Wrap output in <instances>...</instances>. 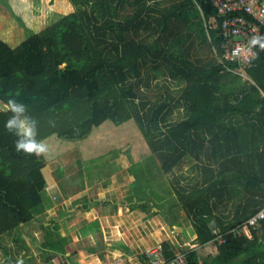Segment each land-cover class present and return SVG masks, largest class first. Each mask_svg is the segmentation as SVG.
<instances>
[{
    "label": "trees",
    "instance_id": "trees-1",
    "mask_svg": "<svg viewBox=\"0 0 264 264\" xmlns=\"http://www.w3.org/2000/svg\"><path fill=\"white\" fill-rule=\"evenodd\" d=\"M135 2L130 12L131 0H96L91 11L71 12L16 47L0 38V236L34 218L43 203V168L74 149L83 161H92L126 148L134 164L160 152L167 171L189 153L205 152L219 169L203 165L210 172L205 184L177 188L196 219L197 246L187 247L189 264H264V220L256 227L246 224L244 235L230 231L264 205V50L245 68L247 83L221 82L222 73L238 63L219 60L221 17L210 0L165 7ZM96 10L107 16L102 23ZM193 17L199 40L217 49L213 57L192 58L198 47L188 30ZM212 17L215 26L209 24ZM144 32L155 35L154 41ZM160 59L185 81L179 100L187 115L177 120L170 118L166 100L150 106L139 87L151 78L150 62ZM13 96L38 120L37 135L48 152L15 150V137L3 128L10 115L4 106ZM204 132L210 133L207 145ZM227 194L237 201L228 214L221 209ZM212 221L227 232L224 243L215 239ZM53 224L58 223L43 227ZM67 241L63 237L51 246L67 256ZM163 244L173 256L170 243Z\"/></svg>",
    "mask_w": 264,
    "mask_h": 264
},
{
    "label": "rangeland",
    "instance_id": "rangeland-1",
    "mask_svg": "<svg viewBox=\"0 0 264 264\" xmlns=\"http://www.w3.org/2000/svg\"><path fill=\"white\" fill-rule=\"evenodd\" d=\"M131 1L133 5L130 6L129 11L133 12L138 3L135 0ZM180 1L147 0L149 4L160 2V7ZM95 5L96 0H0V29L6 30L9 27L11 29L9 30V42L13 39L12 44H19L30 34L46 28L65 15L84 8L91 11ZM96 15L100 23L107 17L100 10H96ZM197 24L198 17H193L188 25V30L194 32L198 43L192 58L195 56L213 57L215 52H212L208 44L199 40L197 36ZM209 24L215 26L213 17ZM143 34L148 36L146 32ZM155 37V35H151L147 38L153 42ZM164 43L166 42L162 44ZM157 65L159 69L154 67ZM149 66L151 78L149 82L144 79L139 86L149 99V105L159 104L166 100L167 107L172 106L170 118L177 120L185 117L187 115L185 103L179 100L185 81L172 76L169 70L172 64L164 59H160L158 62L151 61ZM156 70H158L157 75H154ZM235 75L241 77L238 78ZM248 80L251 79L244 70L240 72L227 70L221 76V82H230L228 84L241 85L243 82L247 83ZM136 103H140L139 98H136ZM149 107L147 106L146 109ZM202 135L205 136L204 142L207 145L210 133L204 132ZM208 161L205 152L201 153L200 157L189 153L172 171H167L160 152H155L141 164H134L129 153L125 150L115 151L92 161H83L79 150L74 149L43 168L47 188L45 186L42 191L44 199L35 214L36 219L21 224L14 231L0 236V264H75L80 260L86 262L82 259V255L86 256L84 251L91 246V241L100 243L102 239L105 242L106 240L127 242L124 239L120 240L118 236L115 239V231L106 226L109 220L101 219V221L97 218L96 211L108 215L114 209H120L122 202H130L129 198L136 191L134 190V193L132 191L134 184L139 186L136 191L137 195L146 200L154 199L156 206L164 210V216L154 215L152 206L147 204L146 215L151 219H156L155 222H158L159 225V227L156 226L159 229L152 231V235L158 234L159 242H173L178 249L195 247L197 246L195 243L197 237L196 219L179 200L177 188L183 186L192 189L197 184H205L206 176H209L210 172L204 171L203 165L213 167L215 171L220 167L218 162ZM232 185L236 186V193L242 190L239 189L238 184L233 183L230 186ZM94 198L99 199L95 200ZM93 201L94 203H92ZM83 202H86L84 206L88 211L80 214ZM236 203V198L227 194L224 202L221 203V209H224L226 214L233 213ZM67 209L72 210V215L65 217ZM123 211H126L125 208ZM133 213L129 211L126 216H132L135 220L137 216ZM55 219L58 224H53L50 228L43 227L45 222ZM159 221H162L163 225H160ZM214 224L212 221L211 225ZM102 225H105L106 228L103 227V229ZM150 226L152 227V225ZM122 234L126 236L124 232ZM63 237H67L68 240L69 254L67 256L56 253L51 246ZM104 253L98 252L93 256L102 257ZM126 253L128 256L129 252ZM135 255L136 257H133L137 259L139 256ZM97 260L95 258L91 264Z\"/></svg>",
    "mask_w": 264,
    "mask_h": 264
},
{
    "label": "built area",
    "instance_id": "built-area-1",
    "mask_svg": "<svg viewBox=\"0 0 264 264\" xmlns=\"http://www.w3.org/2000/svg\"><path fill=\"white\" fill-rule=\"evenodd\" d=\"M217 8L221 17L220 34L221 52L219 60L238 63L234 71H246V67L258 54L260 49L254 47L251 52L245 51L246 42L253 35L264 33V0H210ZM214 18V17H213ZM215 21V18H214ZM217 53V49L214 48ZM260 220H264V205L250 216L244 223L231 228L230 231L237 235L246 234V224L256 227ZM215 223V222H214ZM215 239L219 243L226 241V233L216 224L211 225ZM164 242V241H163ZM163 242H158L148 247L139 254L137 259L127 256L126 252L106 251L94 264H189L188 249H178L172 242L173 256H168Z\"/></svg>",
    "mask_w": 264,
    "mask_h": 264
},
{
    "label": "crops",
    "instance_id": "crops-1",
    "mask_svg": "<svg viewBox=\"0 0 264 264\" xmlns=\"http://www.w3.org/2000/svg\"><path fill=\"white\" fill-rule=\"evenodd\" d=\"M9 30H11V29H9V27L6 30L0 29V38L5 40L11 46L16 47L17 45H19L22 41H24L26 39V38L23 39L19 44H12L11 42H13V39L11 40V42H9L10 41L9 40L10 39L9 38V35H10ZM1 34H2V36H1ZM47 165H49V163ZM43 172H44V170H43ZM138 187L139 186L136 185V184L132 185L133 193H134V190L137 191L139 189ZM46 188H47V186H46ZM136 191L133 194V196L129 198L130 202H128V203L127 202H122L121 203L122 207L120 209H114L113 208L114 209L113 212L109 213L111 216H108L109 214L106 215V214L100 213L99 211H96L97 218H99L100 220L101 219H104V220L108 219L109 220V223L106 226L108 228H110L111 230L113 229L115 231L114 232L115 236H116L115 239H117V236H118L120 238V240L124 239L127 242H125L123 240H121V242L120 241L119 242H112V241L109 242L108 240H106V242H105V240H102V239H101L100 243L97 242V241H91L92 244H91V246H89L87 248L88 250L83 249V250H85L84 252H85L86 256L84 257V255H82L83 256L82 259L84 261H86V262H82L80 260L78 262L76 261L75 264H91V262L94 261L95 258H96L93 255H97L98 252L102 254V253H104L106 251L117 252V253H119V252H129V254L132 255V258H134L133 256L136 257L135 254H137V255L141 254L144 248L146 249V248L150 247L151 244L154 245V244H157L159 242L158 241V239H159L158 238L159 237L158 234L152 235V233H153L152 231H156L157 228L159 227L158 222H155L156 219H154V218L151 219L149 216L146 215L147 214L146 213V211H147L146 208H147L148 205L152 206L153 214L154 215H160V217L164 216V214H165L164 210L161 207L156 206L154 199L150 200L148 205L144 207L141 203L143 201H145L146 199H143L141 196L137 195ZM42 196H43V199H44L43 192H42ZM94 199L96 200V199H99V198H94ZM83 203H81L83 205H82V211L81 210L79 211L80 214L81 213L84 214V211H88V209L84 206L86 202H83ZM92 203H94V201ZM123 207L126 210L125 212L123 211V209H124ZM71 211H72L71 209L70 210L67 209L65 217L71 216L72 215ZM89 211H90V209H89ZM129 211L134 212L133 215L137 216V217H135L136 218L135 220H133L134 217H132V216H126V215H128L127 213H129ZM135 212H136V214H135ZM90 213H92V212H90ZM90 213H88V214H90ZM35 214H34V218L32 220L36 219L35 218L36 217ZM157 220H159V219L157 218ZM56 222H57V220H56ZM159 222H160L159 223L160 225H163L162 221H159ZM50 223H51V221L50 222H45L44 224L48 226ZM153 224L155 225V227H154ZM150 225H152V227ZM157 225H158V227L156 228ZM164 225H166V224H164ZM147 226H148V228H147ZM103 227H105V225L104 226L102 225V228ZM151 229H153V230H151ZM123 232H124V234L126 236H123V234H122ZM103 249H104V251H102ZM105 249H106V251H105ZM68 254H69V251L67 252V255ZM134 259H136V258H134ZM69 260H68V263H69Z\"/></svg>",
    "mask_w": 264,
    "mask_h": 264
},
{
    "label": "clouds",
    "instance_id": "clouds-1",
    "mask_svg": "<svg viewBox=\"0 0 264 264\" xmlns=\"http://www.w3.org/2000/svg\"><path fill=\"white\" fill-rule=\"evenodd\" d=\"M264 50V33L253 35L246 42L245 51L251 52L254 47ZM4 110L10 115L3 123V128L14 137L17 152L40 155L48 152V144L38 138V120L29 114L28 106L16 97H9Z\"/></svg>",
    "mask_w": 264,
    "mask_h": 264
},
{
    "label": "water",
    "instance_id": "water-1",
    "mask_svg": "<svg viewBox=\"0 0 264 264\" xmlns=\"http://www.w3.org/2000/svg\"><path fill=\"white\" fill-rule=\"evenodd\" d=\"M124 150H126V148Z\"/></svg>",
    "mask_w": 264,
    "mask_h": 264
}]
</instances>
